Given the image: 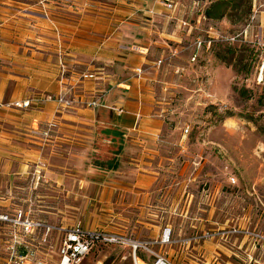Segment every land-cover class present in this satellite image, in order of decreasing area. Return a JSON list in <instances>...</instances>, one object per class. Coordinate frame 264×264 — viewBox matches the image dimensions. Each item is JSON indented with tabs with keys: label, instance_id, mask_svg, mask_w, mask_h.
<instances>
[{
	"label": "rangeland",
	"instance_id": "rangeland-1",
	"mask_svg": "<svg viewBox=\"0 0 264 264\" xmlns=\"http://www.w3.org/2000/svg\"><path fill=\"white\" fill-rule=\"evenodd\" d=\"M212 1L143 3L162 11L150 25L149 39L181 41L180 47L170 43V55L158 63L168 68L159 81L165 89L156 96L163 106V140L141 163L159 172L154 186L132 188L136 155L130 143L121 145L120 135L105 133L106 128H98L96 137L67 139L56 137L54 120L43 129L36 122L26 133L29 128L4 117L12 136L0 149L11 153L9 159L0 155V167L10 164L12 170L0 171V215L14 219L22 210L42 225L26 233L18 222L0 220V264H58L57 228L76 223L138 240L160 239L170 228V241L151 248L174 264H264V91L257 84L258 55L244 46L249 43L243 34L230 40L251 16L243 21L208 18L205 10ZM263 1L256 0L257 5ZM137 11L124 17L128 25L134 16L147 18L143 9ZM32 94L29 99L40 95ZM46 102L59 105L33 101L15 111L20 107L9 101L0 109L24 119ZM112 160L119 162L116 170L108 169ZM12 246L17 247L13 255ZM21 253L28 256L21 260ZM138 253L139 264L156 259L152 252ZM106 261L134 264L132 248L99 244L79 264Z\"/></svg>",
	"mask_w": 264,
	"mask_h": 264
},
{
	"label": "crops",
	"instance_id": "crops-1",
	"mask_svg": "<svg viewBox=\"0 0 264 264\" xmlns=\"http://www.w3.org/2000/svg\"><path fill=\"white\" fill-rule=\"evenodd\" d=\"M114 1L117 5L109 7L96 0H0V103L27 100L32 92L60 95L69 88L78 101L71 109L46 102L26 112L24 119L0 109V143L12 136L5 128L10 126L5 122L7 115L15 118L9 122L29 128L26 133L33 131L30 126L36 122L43 129L54 120L56 137L67 139L72 135L96 137L100 127L115 129L120 132V144L127 147L130 143L136 155L131 185L141 191L159 178V172L141 166L163 140V106L156 96L165 89L159 81L165 79L168 68L158 63L170 55V43L180 47L181 41L149 39L150 25L162 11L146 9L145 0L141 4L135 3L139 0ZM140 9L147 18L134 16L128 25L124 17ZM137 68L143 72L138 74ZM85 73H94L95 78H83ZM95 97H101L97 107L83 104ZM10 153L0 149L7 159ZM110 163L108 169L119 167L118 161ZM0 169L10 172L12 167L8 164Z\"/></svg>",
	"mask_w": 264,
	"mask_h": 264
},
{
	"label": "built area",
	"instance_id": "built-area-1",
	"mask_svg": "<svg viewBox=\"0 0 264 264\" xmlns=\"http://www.w3.org/2000/svg\"><path fill=\"white\" fill-rule=\"evenodd\" d=\"M167 7L172 8V2H167ZM253 13L251 15L250 22L244 28L243 32L240 34L233 35L230 40L235 41L239 36H243L246 42L249 43L251 47H254L255 52L258 55V60L256 62L255 71L257 74V84L262 85L261 87L264 89V1L257 5L256 0H254ZM259 13V16H257ZM256 21V23H255ZM161 62V61H160ZM142 68H137L136 72L138 74L142 73ZM83 78H95L94 73H85ZM53 100L59 103V105L63 108H72L76 103H78L75 95L73 94L72 88L66 90L63 94H50L42 96H35L31 99H27L24 101H16L12 104L19 107H28L31 102H41ZM101 97H95L83 102V104L87 107H97L100 104ZM233 182H236L235 177L232 178ZM13 220L18 222L21 225L22 231L29 233L34 229L38 228L42 225L39 222L34 221L31 217L24 215V212L20 210L17 214V217L11 219L8 215H0V220ZM49 231L51 227H48ZM60 233V246H59V255L60 260L58 264H79L93 249L99 245H109V244H124L128 245L132 248L133 260L134 264H139V261H143L138 254L139 250H145L147 252H152L156 255V259L152 264H174L167 257L156 253L152 250V246L156 243H167L170 241L171 229L166 228L159 240H138L134 238H130L118 233L108 232L104 230H97L93 228L84 227L81 223L73 224L69 227L61 226L57 228ZM233 230L230 229V233ZM236 231V229H234ZM15 246H12V255L13 252H16ZM28 254L25 256L24 254H20L17 257L19 259H25Z\"/></svg>",
	"mask_w": 264,
	"mask_h": 264
},
{
	"label": "trees",
	"instance_id": "trees-1",
	"mask_svg": "<svg viewBox=\"0 0 264 264\" xmlns=\"http://www.w3.org/2000/svg\"><path fill=\"white\" fill-rule=\"evenodd\" d=\"M252 1L253 0H213L211 4L206 8L205 16L211 19H221L225 16H228L230 18H233L235 21L248 20L254 8V2L252 4ZM244 46H246L247 49L252 51L253 54L257 56L254 47H251L250 45ZM104 132L112 133L115 135L120 133L119 131L111 128H107V130ZM139 255L142 256L141 254ZM107 263L108 261H106L105 264Z\"/></svg>",
	"mask_w": 264,
	"mask_h": 264
}]
</instances>
